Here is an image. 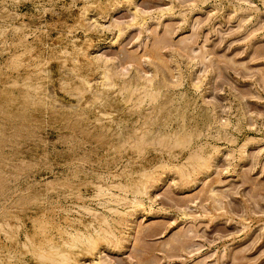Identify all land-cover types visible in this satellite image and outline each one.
I'll use <instances>...</instances> for the list:
<instances>
[{"label": "rangeland", "instance_id": "rangeland-1", "mask_svg": "<svg viewBox=\"0 0 264 264\" xmlns=\"http://www.w3.org/2000/svg\"><path fill=\"white\" fill-rule=\"evenodd\" d=\"M193 2H195V0H182L181 3H178V0H135L136 4L134 7L126 5L117 8L116 11L97 9L89 13L85 21L90 24L98 23L102 27H107L109 24H116L118 26L121 24V26H124L128 24L127 22L131 23V21L137 20L138 17L146 15L158 18L157 23L152 22L149 24V31H152L153 28L156 29L154 35L142 37L139 43L133 42L135 37L140 34V30L137 26V28L129 31L120 46L110 48L106 43H99L95 53L100 52L102 56H108L107 58L109 60L106 64L109 65V62L120 52L121 47L130 45L120 56L119 62L115 65V69L118 71V78L121 77L128 82V80L132 81L134 79L135 74H140L146 78H149L148 76L152 74V78L150 77V79L159 92L154 98V101L144 99L139 109L134 108L131 111H129L130 108L127 106L129 103L125 104L122 102V94L120 93V96L115 98L116 100L111 99L110 103L107 102L109 105L108 107L100 108L99 113H89L85 121L73 124L72 131H64L62 136L60 135L63 131L64 122L46 115V109L51 100L47 99L48 93L42 91L36 84L39 82L40 85V76H42L44 72L55 76L56 79L59 80L61 70L65 67V62H63L64 60L61 58L50 60V57H60L65 51L71 54L73 48L71 44H68L66 50L65 44L68 42L62 39H56V37H59L61 32L67 35V32L71 29L84 24V22H81L82 24L79 23L81 21L79 20V8L82 7V4H78L76 9H71L70 11H64L62 6L57 5L55 11L58 15L49 13L44 18L48 23L54 21L59 22L58 30H49V35L46 36L39 33L36 37L29 35L27 41H23L21 37V39L16 42V47L12 48L10 52L0 49V133H3V136H0V157H5L6 160L11 159L17 164V174L19 176L17 183L20 185L21 190H23L34 184V182L41 181V179L45 177L47 181H52L57 177L63 180L65 176L68 175L69 168L77 165V163L83 159L95 163L97 161H106L109 158L117 159L119 154L124 150H127L128 154H131V150H133L134 147L128 145L129 142L132 143L129 138L134 136L132 134L139 132L141 128L143 130L151 129L152 131H156L164 122H174L172 123L173 129H178L181 124L180 122H182L187 132H189L193 129L203 131L206 127L208 128L211 125L216 126V121H220L219 125H221V123L222 125L228 124L231 126L226 129V132L229 134L224 136L225 139L218 141V145L223 146L233 139L238 145H244L245 142L248 141L247 145L249 146L246 145L247 148H245L243 161H236L232 171L225 172L221 177L224 183L217 184L215 187H210L207 190V193L212 190V193L210 192V194H208L210 197L213 193H223L225 191L229 192L230 195L228 196L226 204L216 210L217 219L216 222L212 224L211 229L208 231L197 229V234L201 238L197 240L195 244L203 247V251L193 256L190 261L185 262L183 253L176 254L175 252L165 250L162 245L171 239H179L176 234L186 227L187 224L193 222L188 221L187 224L181 222L176 227L169 229L167 226L174 221V216L167 219L163 217H153L145 221L143 225L147 237L150 238L153 234L158 232H166L167 235H161L156 240L149 239V243L155 245L156 250L149 251L148 255L144 257V264H253V262L257 260V257H260V254L264 253V166H257L255 171L252 172L248 171V169L253 167V162L257 153L262 154L259 159L260 164L264 165V86H262L264 85V4H261L259 0H248L249 3L255 6L256 10L253 11L246 10L247 4L243 3L242 0H219V3H217V0H211V2L200 4L198 8L188 12L184 5ZM70 3L71 0H63V5L65 7ZM133 10L136 11V15H134ZM160 10H162V12H160ZM19 11L21 13H33L35 10L33 5L28 3L21 5ZM101 11L109 16L107 21H100L97 19ZM143 11L145 15L140 14L143 13ZM145 11L147 12L145 13ZM137 12H139L138 14L141 16L137 15ZM186 12L188 24L186 27L181 28L180 25L183 22ZM152 13H154V15ZM213 16L215 18L210 20V17ZM248 20L252 22L242 31H237V29H240L241 25ZM117 22L119 24H117ZM25 23L28 24V26L30 25L31 27L29 26V28L32 30L39 28V23H29L27 18H25ZM64 25L67 27H64ZM17 26H19V22ZM198 26L200 27V39L193 42V30ZM228 33L233 34L228 35ZM253 33H255V35H253ZM209 34H211V42L206 43L205 37H208ZM24 35H27L26 32ZM108 35L110 34H105V38H107ZM74 36L77 40L76 46H80V42L84 40V32L77 31L74 33ZM89 36L92 42L98 39V35L95 33H89ZM221 39H223V44L221 47L217 48L216 45L220 43ZM184 41L188 42L186 43ZM52 47L58 48L59 51L49 52L48 50L53 49ZM178 50H180L181 53L183 52L182 55L178 53L180 52ZM12 53H18L21 58V63L18 64V66H12L8 63ZM28 53H30L31 56ZM38 53L44 54L41 58L37 59ZM240 53L244 54L240 55ZM3 58L5 60H3ZM45 62L47 63L45 64ZM60 62H63V65ZM150 62H152L153 65H151ZM29 64H31V67L26 66ZM70 65L69 63L68 66ZM137 65H139V67H137ZM166 66L168 67L166 68ZM156 67L157 70H155ZM143 68L145 69L143 70ZM37 69L40 70V75H36ZM177 71L180 72L181 75L180 73L178 74ZM20 73L24 75H20ZM25 73L29 76L25 75ZM81 74L86 76L91 75L92 78L90 79V83L96 79L94 80L97 82L96 84H101V87H103V84L99 83L100 80L98 77H100V74L95 71V68L91 70L84 68L81 70ZM176 74H178V76ZM21 78L22 80H20ZM164 78L171 83L168 84V81H165ZM58 80L57 87H59ZM172 82L175 83L173 84ZM192 82L196 83L198 88H195L193 84L191 85ZM26 83L28 86L25 85ZM165 83L166 85L163 86ZM170 84L172 85L170 86ZM23 85L27 86V88ZM30 87H36L37 89ZM28 88L30 89L28 90ZM23 90H25V92ZM26 92L31 93V95ZM42 93L45 96L42 95ZM62 95L63 93L57 92V96ZM28 96L31 98V101L30 99L28 100ZM161 96L162 98H160ZM36 98H38V100ZM37 101L39 103H36ZM26 103L28 104L26 105ZM142 107L144 110L141 109ZM166 108L168 111L167 115ZM214 108L215 110H213ZM105 110L110 113L109 115L115 112V115H111L113 123L104 120V117L108 116L107 114H100V111ZM141 115L144 119H142ZM98 117L102 120V123H95ZM45 121H47L49 125H53L46 136V142L48 144L47 152L49 153L48 162L51 163L55 160L57 165L53 167L51 171L44 168L43 165L39 168L35 167L41 157L45 155L46 150L44 144L40 143L35 138V132L37 131V125L44 124ZM116 122L119 123L117 124ZM115 124L117 125L115 126ZM138 124L139 126L141 125L139 129L137 128ZM108 126L110 127L109 129H107ZM3 128L5 130H3ZM257 129L261 130L258 131ZM191 132L189 133L191 134ZM121 136L126 137L125 143L121 141ZM9 139L13 141L12 144L8 143ZM252 140H257L258 142ZM82 141H84V143ZM115 142L120 143L117 144ZM114 143L116 147H113L115 146L113 145ZM106 144L109 146L107 147ZM227 155H231V152L226 149L225 156ZM65 165H68L69 168H66ZM217 165L226 166L223 157L217 161ZM83 167L86 168L88 165L85 164ZM53 173H55L56 176H54ZM81 178L83 179V177ZM211 179L212 176H209L196 189L184 193H177V195L186 198L196 197L197 199L191 200L195 208V205L200 199V194L205 190V184ZM33 191L38 192L42 191V189L33 188ZM81 191H83V189ZM197 223H208V218L200 219ZM139 227L138 225V228ZM218 241L222 242L218 243ZM179 246L180 245H172V248L175 249ZM184 246L191 247L190 244H185ZM100 254L97 255L98 257L96 256V258H94L92 264H95V260L97 259H103V264H115L118 259L117 257L106 255V253ZM209 257L214 258L208 259ZM124 258L127 259L128 264H134V257L131 249ZM258 264H264V258H261Z\"/></svg>", "mask_w": 264, "mask_h": 264}, {"label": "clouds", "instance_id": "clouds-1", "mask_svg": "<svg viewBox=\"0 0 264 264\" xmlns=\"http://www.w3.org/2000/svg\"><path fill=\"white\" fill-rule=\"evenodd\" d=\"M181 2L182 0H178V3ZM209 2L211 0H195L184 6L191 12L200 4ZM242 2L247 4L246 10H256L248 0ZM259 2L264 4V0ZM28 3L33 5L35 11L21 13L20 6ZM78 4H82L79 14L84 26L71 29L67 35L61 32L57 37L68 42L65 49L68 44L73 48L71 54L65 51L59 57L65 61L59 87L55 76L47 72L40 76L39 87L48 93L47 99L52 100L46 109V115L64 122L61 134L64 131L71 132L73 124L85 121L89 113L99 112L100 108L109 106L108 100L120 96L119 81L115 86L109 84L101 87L94 80L90 84L91 76L81 75V70L94 67L97 73L103 75L106 67H115L130 45L121 47L120 52L107 66L103 64L102 58L100 63L96 61L97 45L106 43L110 48L120 46L129 31L137 26L140 34L133 42L139 43L142 37L154 35L156 29L149 31V24L158 21L157 17L151 15L138 17L126 26L109 24L102 27L100 24L85 21L92 11H116L126 5L134 7L135 0H71L66 7L63 0H0V49L10 52L21 37L23 41H27L29 35L36 37L39 33L47 36L49 30H58V21L48 23L44 18L49 13L58 15L55 11L57 5L62 6L64 11H70L76 9ZM25 18L29 23H39V28L30 29L24 22ZM214 18L210 17V20ZM97 19L107 21L109 16L101 11ZM251 22L245 21L237 31H242ZM187 24L186 12L180 27L184 28ZM77 31L84 32V40L80 42L79 49L76 48L77 40L74 36ZM25 32L27 35H24ZM89 33L97 34L98 39L92 42ZM199 33L198 26L193 30V42L200 39ZM105 34L110 35L105 38ZM205 42H211V34L205 37ZM222 44L223 39L216 47L219 48ZM48 51L58 52L59 49ZM43 54L38 53L37 59ZM26 66L31 67V64ZM36 75H40L39 69ZM57 92L63 95L57 96ZM123 102L130 103L126 99ZM111 115L105 116L104 120L113 123ZM95 123L102 121L98 117ZM172 123L174 122H165L156 131L143 134L131 154L124 150L117 159L109 158L95 163L84 159L69 168V173L63 180L57 177L47 181L45 177L23 190L17 183V164L11 159L0 157V264H92L100 253L117 257L115 264H128L124 257L130 249L134 264H144V257L149 251L156 250L155 245L149 243V239L156 240L161 235H167L166 232H158L150 238L146 236L144 222L153 217L167 219L174 216V221L167 226L169 229L181 222H193L176 234L179 239H171L163 244L165 250L176 254L183 253L185 262L203 251V247L195 244L201 238L197 229H211L217 219L216 210L226 204L230 195L225 191L213 193L210 197L207 190L223 184L221 177L225 172L232 171L236 161H243L248 142L238 145L235 140H230L219 146L217 142L224 139L227 135L226 129L231 126L219 125L218 121L216 126H209L203 131L193 129L191 134L183 123L178 129H173ZM52 127L53 125L45 121L44 124L37 125L35 132V138L46 149L45 155L35 167L43 165L49 171L57 166L55 160L48 162L46 136ZM8 142L13 143L11 139ZM226 149L231 155L225 156ZM260 155L262 154L257 153L249 172L255 171L257 166H264L260 164ZM221 157L224 158L226 166L217 165ZM85 164L88 167H83ZM53 175L56 176L55 173ZM209 176L212 179L205 184V190L200 194L195 208L191 200L197 199L196 197L177 195L196 189ZM33 188L42 191L34 192ZM203 218H208V223H197ZM220 242L222 241H218ZM185 244H190L191 247H186ZM172 245L180 246L173 249ZM261 258H264V253L253 264H258Z\"/></svg>", "mask_w": 264, "mask_h": 264}, {"label": "bare ground", "instance_id": "bare-ground-1", "mask_svg": "<svg viewBox=\"0 0 264 264\" xmlns=\"http://www.w3.org/2000/svg\"><path fill=\"white\" fill-rule=\"evenodd\" d=\"M136 4V3H135ZM233 4V3H232ZM238 4V3H237ZM239 5V4H238ZM241 6V5H240ZM240 6H239V10H240ZM138 7V6H137ZM139 8V7H138ZM128 9V8H127ZM162 9V8H161ZM244 9V8H243ZM109 10V9H108ZM144 10V9H143ZM170 10V9H169ZM235 10V9H234ZM233 10V11H234ZM237 10V9H236ZM153 11H156V10H153ZM167 11V10H166ZM139 12H140V10H139ZM139 12H137V15H140V14H144V11H143V13H140V14H138ZM147 11H145V13H146ZM160 12H162V10H160ZM240 12V11H239ZM108 13V12H107ZM133 13H134V15H136V11L135 10H133ZM159 13V12H158ZM166 13V12H165ZM237 13H238V11H237ZM236 13V14H237ZM149 14V13H148ZM153 15H154V13H152ZM156 14V13H155ZM159 14H161V13H159ZM167 14V13H166ZM172 14V13H171ZM180 14V13H179ZM95 15V14H94ZM145 15V14H144ZM181 15V14H180ZM232 15H234V14H232ZM130 16H132V15H130ZM141 16V15H140ZM147 16V15H146ZM169 16V15H168ZM250 16V15H249ZM91 17V16H90ZM170 17V16H169ZM234 17H236V16H234ZM137 18V17H136ZM167 18V17H166ZM232 18V17H231ZM230 18V19H231ZM135 19V18H134ZM161 19V18H160ZM80 20V19H79ZM91 20H93V19H91ZM136 20V19H135ZM232 20H234V19H232ZM89 21H90V19H89ZM134 21V20H133ZM25 22V21H24ZM132 22V21H131ZM160 22V21H159ZM79 23H81V21L79 22ZM83 23V22H82ZM81 23V24H82ZM95 23V22H94ZM111 23V22H110ZM127 23H129V22H127ZM157 23V22H156ZM96 24V23H95ZM98 24V23H97ZM117 24H119L118 22H117ZM79 25V24H78ZM84 25V24H83ZM82 25V26H83ZM108 25V24H107ZM127 25V24H126ZM126 25H124V26H126ZM30 26V25H29ZM120 26H121V24H120ZM123 26V25H122ZM31 27V26H30ZM137 28V27H136ZM139 28V27H138ZM139 31V30H138ZM65 32H67V31H65ZM68 33V32H67ZM26 34H27V32H26ZM90 36H91V34H90ZM94 36V35H93ZM56 37V36H55ZM146 37V36H145ZM149 37V36H148ZM84 38V37H83ZM56 39H57V37H56ZM54 40V39H53ZM63 40V39H62ZM58 42V41H57ZM184 42H188V41H184ZM183 42V43H184ZM56 43V42H55ZM157 43V42H156ZM171 43V42H170ZM141 44V43H140ZM181 44H182V42H181ZM180 44V45H181ZM25 45H26V43H25ZM159 45V44H158ZM185 46V45H184ZM18 47H20V46H18ZM23 47V46H22ZM54 47V46H53ZM52 47V48H53ZM76 48L77 49H79L80 48V46H76ZM165 48V47H164ZM163 48V49H164ZM173 48V47H172ZM54 49V48H53ZM62 49V48H61ZM148 49V48H147ZM174 49V48H173ZM187 49V48H186ZM185 49V50H186ZM67 50V49H66ZM3 51V50H2ZM20 51V50H19ZM175 51V50H174ZM178 51H180V50H178ZM181 51H182V49H181ZM181 51L180 52H178V53H181ZM14 52V51H13ZM190 52V51H189ZM103 53V52H102ZM183 53V52H182ZM182 53L180 54V55H182ZM62 54H63V52H62ZM175 54V53H174ZM203 54V53H202ZM24 55V54H23ZM47 55V54H46ZM49 55V54H48ZM95 55H96V61H97V63H100V61H101V58L103 59V64L105 65V66H107L108 64H106L107 62H108V56L106 57V56H102L101 55V53L99 52V53H95ZM127 55H128V53H127ZM151 55V54H150ZM178 55V54H177ZM186 56H189L188 54H185ZM184 55V56H185ZM31 56V55H30ZM125 56V55H124ZM137 56V55H136ZM156 56L158 57V55L156 54ZM171 56V55H170ZM193 56H195V55H193ZM206 56V55H205ZM46 57V56H45ZM61 57V56H60ZM141 57V56H140ZM145 57V56H144ZM196 57H197V55H196ZM8 58H9V56H8ZM129 58V57H128ZM171 58V57H170ZM188 58V57H187ZM195 58V57H194ZM58 59H60L59 57H58ZM123 59V58H122ZM121 59V60H122ZM125 59V58H124ZM172 59V58H171ZM199 59H201V58H199ZM1 60V59H0ZM3 60H5L4 58H3ZM51 60V59H50ZM53 60V59H52ZM56 60V59H55ZM126 60V59H125ZM152 60H154V59H152ZM151 60V61H152ZM175 60V59H174ZM197 60V59H196ZM9 61V60H8ZM49 61V60H48ZM123 61V60H122ZM199 61H201V60H199ZM32 62V61H31ZM36 62V61H35ZM63 62H65V61H63ZM63 62H60L62 65H63ZM119 62V61H118ZM117 62V63H118ZM125 62V61H124ZM139 62H140V60H139ZM159 62V61H158ZM172 62V61H171ZM9 64H11L12 66H18V64H20L21 63V58H20V56L18 55V53H12L11 54V56H10V61L8 62ZM7 63V64H8ZM40 63V62H39ZM122 63V62H121ZM141 63V62H140ZM151 63V65H153L152 64V62H150ZM156 63V62H155ZM188 63V62H187ZM193 63V62H192ZM6 64V63H5ZM25 64V63H24ZM33 64V63H32ZM46 64V63H45ZM53 64V63H52ZM57 64V63H56ZM123 64V63H122ZM126 64V63H125ZM145 64V63H144ZM160 64V63H159ZM174 64H177V63H174ZM42 65H43V63H42ZM130 65V64H129ZM133 65V64H132ZM141 65H142V63H141ZM147 65H148V63H147ZM71 66V65H70ZM69 66V67H70ZM134 66V65H133ZM136 66V65H135ZM154 66H156V65H154ZM158 66V65H157ZM169 66V65H168ZM168 66H166V68L168 67ZM175 66V65H174ZM207 66V65H206ZM205 66V67H206ZM128 67V66H127ZM137 67H139V65H137ZM148 67V66H147ZM160 67V66H159ZM194 67V66H193ZM61 68V67H60ZM60 68H59V70H60ZM94 68V67H93ZM117 68V67H116ZM124 68V67H123ZM129 68V67H128ZM155 68V67H154ZM171 68V67H170ZM40 69H42V68H40ZM54 69V68H53ZM62 69V68H61ZM87 69H89V68H87ZM92 69V68H91ZM91 69H89V70H91ZM137 69H139V68H137ZM145 68H143V70H144ZM160 69H162V68H160ZM159 69V70H160ZM178 69V68H177ZM176 69V70H177ZM43 70V69H42ZM57 70V69H56ZM119 70V69H118ZM134 70V69H133ZM140 70V69H139ZM155 70H157V67H156V69ZM172 70V69H171ZM180 70V69H179ZM17 71V70H16ZM25 71H27V70H25ZM135 71H137V70H135ZM142 71V70H141ZM152 71V70H151ZM42 72V71H41ZM44 72V71H43ZM49 72V71H48ZM137 72H139V71H137ZM143 72V71H142ZM159 72V71H158ZM178 72V71H177ZM10 73H11V71H10ZM16 73V72H15ZM136 73V72H135ZM140 73V72H139ZM160 73V72H159ZM180 72H178V74H179ZM22 73H20V75H21ZM85 74V73H84ZM99 74V73H98ZM120 74V73H119ZM122 74V73H121ZM126 74V73H125ZM143 74V73H142ZM147 74V73H146ZM178 74H176L177 76H178ZM3 75H5V74H3ZM22 75H24V74H22ZM25 75H28V74H26L25 73ZM81 75H83V74H81ZM137 74H135V77H134V79L132 80V81H129L128 80V82L127 81H125L124 79H122L121 77L120 78H118V71L115 69V67H113V68H108V67H106L105 68V71H104V74L103 75H101L100 74V77H98L99 78V80H100V82L99 83H102L103 84V86L104 85H109V84H111V85H115L116 84V82L117 81H119V83H120V93L122 94V102L126 99V100H128V101H130V103H129V105H127L128 106V108H130V109H134V108H137V109H139L140 108V104L141 103H143L142 101H144V99H147V100H155L154 98L156 97V95H157V93L159 92V90L157 91V87H155L154 85H153V83H152V80L150 79V77L152 78V74H151V76L149 75L148 77L149 78H146L145 76H141L140 74H138L137 76H136ZM155 76H157L156 74H154ZM162 75V74H161ZM171 75V74H170ZM180 75H181V73H180ZM1 76V75H0ZM6 76V75H5ZM29 76V75H28ZM83 76H86V75H83ZM91 76V75H90ZM98 76V75H97ZM119 76H121V75H119ZM125 76V75H124ZM123 76V77H124ZM126 76H128V75H126ZM173 76V75H172ZM129 77V76H128ZM162 77H164V76H162ZM170 77V76H169ZM39 78V77H38ZM92 78V77H91ZM133 78V77H132ZM155 78V77H154ZM159 78H160V76H159ZM171 78H173V77H171ZM188 78H189V76H188ZM28 79V78H27ZM181 79V78H180ZM185 79V78H184ZM20 80H22V78L20 79ZM36 80V79H35ZM58 80V79H57ZM94 80H96V79H94ZM98 80V81H99ZM164 80L165 81H168V84L169 83H171V82H169V80H166L165 78H164ZM172 80V79H171ZM177 80H179V79H177ZM186 80V79H185ZM23 81H25V80H23ZM164 81V82H165ZM176 81V80H175ZM190 81V80H189ZM194 81V80H193ZM14 82V81H13ZM58 82H59V80H58ZM160 82V81H159ZM163 82V81H162ZM180 82V81H179ZM14 83H16V82H14ZM36 83V82H35ZM89 83H90V80H89ZM92 83V82H91ZM90 83V84H91ZM97 83V82H96ZM173 83V82H172ZM175 83V82H174ZM173 83V84H174ZM201 83V82H200ZM5 84V83H4ZM12 84V83H11ZM22 84H24V83H22ZM33 84V83H32ZM190 84V83H189ZM193 84V86L195 87V88H198L197 87V84L196 83H191V85ZM25 85H27L28 86V84L26 83ZM25 85H23V86H25ZM35 85V84H34ZM34 85H32V86H34ZM164 85H166V83L165 84H163V86ZM172 84H170V86H171ZM180 85V84H179ZM21 86V85H20ZM27 86H25L26 88H27ZM36 86H39V82H38V84H36ZM58 86H59V84H58ZM100 86H101V84H100ZM162 86V85H161ZM160 86V87H161ZM178 86V85H177ZM1 87V86H0ZM167 87V86H166ZM30 88H35V89H37L36 87H30ZM30 88H28V90L30 89ZM172 88H173V86H172ZM7 89V88H6ZM35 89H31V90H35ZM26 90V89H25ZM25 90H23L24 92H25ZM30 90V91H31ZM187 90V89H186ZM22 91V90H21ZM166 91V90H165ZM164 91V92H165ZM169 91V90H168ZM182 91V90H181ZM8 92V91H7ZM11 93V92H10ZM27 93V92H26ZM27 94H30L31 95V93H27ZM26 94V95H27ZM186 94V93H185ZM40 95V94H39ZM42 95H44L43 93H42ZM198 95V94H197ZM25 96V95H24ZM38 96V95H37ZM36 96V97H37ZM45 96V95H44ZM196 96V95H195ZM26 97V96H25ZM35 97V96H34ZM190 97V96H189ZM39 98V97H38ZM38 98H36L37 100H38ZM121 98V97H120ZM160 98H162V96L160 97ZM30 99V101H31V98H29V96H28V100ZM53 99H54V97H53ZM159 99V98H158ZM192 99V98H191ZM116 100V99H115ZM189 100V99H188ZM188 100H186V101H188ZM40 101H41V99H40ZM52 101V100H51ZM51 101L49 102V103H51ZM110 101L111 100H108L107 102L108 103H110ZM121 101V100H120ZM183 101V100H182ZM150 102V101H149ZM152 102V101H151ZM158 102V101H157ZM161 102V101H160ZM4 103V102H3ZM6 103H10V102H6ZM36 103H39L38 101L36 102ZM42 103V102H41ZM124 103V102H123ZM204 103V102H203ZM28 103H26V105H27ZM35 104V103H34ZM118 104H119V102H118ZM155 104V103H154ZM153 104V105H154ZM182 104V103H181ZM30 105V104H29ZM28 105V106H29ZM32 105V104H31ZM186 105V104H185ZM40 106V105H39ZM122 106V105H121ZM178 106V105H177ZM26 107V106H25ZM48 107V106H47ZM112 107V106H111ZM126 107V106H125ZM168 107V106H167ZM206 107H208V106H206ZM146 108V107H145ZM153 108V107H152ZM142 110H144L143 109V107L141 108ZM177 109V108H176ZM184 109H186V108H184ZM212 109V108H211ZM43 110V109H42ZM100 110V109H99ZM213 110H215V108L213 109ZM127 111V110H126ZM149 111V110H148ZM148 111H146V112H148ZM157 111V110H156ZM166 111H167V108H166ZM110 112V111H109ZM123 112V111H122ZM139 112V111H138ZM141 112V111H140ZM150 112V111H149ZM176 112V111H175ZM96 113V112H95ZM99 113V112H98ZM115 113V112H114ZM155 113V112H154ZM172 113V112H171ZM178 113H180V112H178ZM217 113V112H216ZM100 114H102V115H109L110 113H108V112H106V110L105 111H100ZM136 114H138V113H136ZM142 114V113H141ZM160 114V113H159ZM164 114V113H163ZM168 114V111H167V113H166V115ZM6 115V114H5ZM45 115V114H44ZM98 115V114H97ZM96 115V116H97ZM119 115V114H118ZM175 115V114H174ZM181 115V114H180ZM213 115V114H212ZM215 115V114H214ZM220 115V114H219ZM240 115V114H239ZM142 116V115H141ZM154 116V115H153ZM173 116V115H172ZM179 116V115H178ZM118 117V116H117ZM139 117V116H138ZM175 117V116H174ZM181 117V116H180ZM184 117V116H183ZM217 117V116H216ZM46 119V118H45ZM141 119V118H140ZM142 119H144L143 118V116H142ZM173 119V118H172ZM180 119V118H179ZM189 119H190V117H189ZM196 119V118H195ZM94 120V119H93ZM166 120V119H165ZM180 120H182V119H180ZM199 120V119H198ZM222 120V119H221ZM95 121V120H94ZM102 121V120H101ZM133 121V120H132ZM150 121V120H149ZM162 121V120H161ZM216 121V120H215ZM227 121V120H226ZM225 121V122H226ZM5 122V121H4ZM56 122V121H55ZM61 122V121H60ZM135 122V121H134ZM137 122V121H136ZM164 122V121H163ZM217 122V121H216ZM215 122V123H216ZM218 122H220V121H218ZM224 122V123H225ZM8 123V122H7ZM24 123V122H23ZM57 123H58V121H57ZM115 123V122H114ZM117 123V122H116ZM119 123V122H118ZM117 123V124H118ZM132 123V122H131ZM141 123V122H140ZM139 123V124H140ZM142 123H143V121H142ZM142 123H141V125H142ZM151 123H152V119H151ZM165 123V122H164ZM179 123V122H178ZM180 123H182V122H180ZM13 124V123H12ZM17 124V123H16ZM87 124V123H86ZM117 124H115V126L117 125ZM139 124H138V129H139V127L141 126H139ZM194 124V123H193ZM202 124V123H201ZM213 124V123H212ZM230 124V123H229ZM10 125V124H9ZM60 125V124H59ZM145 125V124H144ZM203 125V124H202ZM221 125H222V123H221ZM224 125V124H223ZM228 125V124H227ZM1 126V125H0ZM21 126V125H20ZM80 126V125H79ZM102 126V125H101ZM109 126H110V124H109ZM108 126V128L107 129H109L110 127ZM161 126V125H160ZM207 126H209V125H207ZM212 126V125H211ZM215 126V125H214ZM10 127V126H9ZM14 127V126H13ZM17 127V126H16ZM26 127V126H25ZM63 127V126H62ZM92 127V126H91ZM90 127V128H91ZM118 127V126H117ZM135 127V126H134ZM146 127V126H145ZM189 127V126H188ZM235 127V126H234ZM242 127V126H241ZM2 128V127H1ZM57 128V127H56ZM106 128V127H105ZM131 128V127H130ZM207 128V127H206ZM205 128V129H206ZM20 129V128H19ZM24 129V128H23ZM25 129H27V128H25ZM101 129V128H100ZM135 129V128H134ZM153 129H155V128H153ZM177 129V128H176ZM192 129V128H191ZM231 129V128H230ZM3 130H5L4 128H3ZM32 130V129H31ZM58 130V129H57ZM73 130H75V129H73ZM118 130V129H117ZM234 130V129H233ZM8 131V130H7ZM83 131V130H82ZM86 131V130H85ZM100 131V130H99ZM135 131V130H134ZM149 131H152L151 129L149 130V129H142L141 128V130L139 131V132H137V133H134V134H132V135H134V136H130L131 138H129L130 139V141L132 142V143H130L129 142V144H128V142H127V144L129 145V146H133V147H135L136 146V144H137V141L139 140V138L143 135V134H145L146 132H149ZM192 131V130H191ZM191 131H189V132H191ZM245 131V130H244ZM3 132V131H2ZM101 132V131H100ZM117 132V131H116ZM132 132H133V130H132ZM131 132V133H132ZM136 132V131H135ZM188 132V133H189ZM228 132H230V131H228ZM236 132H237V130H236ZM240 132V131H239ZM9 133H11V132H9ZM8 133V134H9ZM66 133V132H65ZM75 133V132H74ZM106 133V132H105ZM128 133V132H127ZM13 134H14V132H13ZM68 134V133H67ZM79 134V133H78ZM117 134V133H116ZM120 134V133H119ZM190 134V133H189ZM227 134H229V133H227ZM242 134V133H241ZM22 135H25V134H22ZM75 135V134H74ZM106 135V134H105ZM234 135V134H233ZM17 136V135H16ZM31 136V135H30ZM60 136H62V134L60 135ZM64 136H66V135H64ZM68 137H70L69 135H67ZM128 136V135H127ZM9 137V136H8ZM79 137V136H78ZM77 137V138H78ZM231 137V136H230ZM62 138V137H61ZM121 138V141L122 142H124L126 139V137L125 136H121L120 137ZM254 138V137H253ZM79 139V138H78ZM128 139V140H129ZM224 139H225V137H224ZM245 139V138H244ZM6 140V139H5ZM88 140V139H87ZM233 140V139H232ZM249 140V139H248ZM85 141V140H84ZM84 141H82L83 143H84ZM117 141V140H116ZM120 141V142H121ZM252 141H255V140H252ZM257 141V140H256ZM255 141V142H256ZM6 142V141H5ZM63 142V141H62ZM64 142H65V140H64ZM63 142V143H64ZM77 142V141H76ZM110 142V141H109ZM120 142H118V143H120ZM243 142V141H242ZM248 142V141H247ZM258 142V141H257ZM9 143V142H8ZM115 143H117V142H115ZM115 143L113 144V145H115ZM117 143V144H118ZM125 143V142H124ZM124 143H122V144H124ZM253 143V142H252ZM16 144V143H15ZM68 144V143H67ZM77 144V143H76ZM108 144H110V143H108ZM121 144V145H122ZM73 145V144H72ZM112 145V146H113ZM121 145H119V146H121ZM106 146L108 147L109 145H107L106 144ZM111 146V145H110ZM247 146H249V145H247ZM1 147V146H0ZM2 147H4V146H2ZM8 147V146H7ZM90 147V146H89ZM113 147H116V145L115 146H113ZM113 147H112V149H113ZM122 147V146H121ZM83 148V147H82ZM86 148V147H85ZM128 148H131V147H128ZM247 148V147H246ZM65 149H68V148H65ZM81 149V148H80ZM107 149V148H106ZM115 149V148H114ZM118 149V148H117ZM75 150V149H74ZM122 150H123V148H122ZM262 150V149H261ZM82 151V150H81ZM80 151V152H81ZM132 151V150H131ZM53 152V151H52ZM74 152V151H73ZM78 152V151H77ZM118 153V152H117ZM53 154V153H52ZM81 154V153H80ZM113 154V153H112ZM11 156V155H10ZM72 156V155H71ZM70 156V157H71ZM88 156V155H87ZM91 157H92V155H91ZM88 158V157H87ZM4 159H5V157H4ZM18 159V158H17ZM25 159V158H24ZM106 159V158H105ZM84 160V159H83ZM18 161V160H17ZM78 161H80V160H78ZM72 162V161H71ZM93 162V161H92ZM70 163V162H69ZM78 164V163H77ZM71 166H72V164H71ZM69 168V167H68ZM50 174V173H49ZM64 176V175H63ZM208 178V177H207ZM62 179V178H61ZM50 180H51V178H50ZM206 180V179H205ZM198 192H200V191H198ZM211 193H212V190L210 191ZM210 192L208 193V194H210ZM213 195V194H212ZM211 195V196H212ZM193 205V204H192ZM147 236V235H146ZM101 255V254H100ZM104 255V254H103ZM107 255V254H106ZM98 257V256H97ZM96 258V257H95ZM106 258V257H105ZM109 259H110V257H109ZM102 260L103 259H97V260H95V264H103V262H102ZM109 261V260H108ZM132 261V260H131ZM93 262H94V260H93ZM113 262V261H112ZM109 263V262H108Z\"/></svg>", "mask_w": 264, "mask_h": 264}]
</instances>
